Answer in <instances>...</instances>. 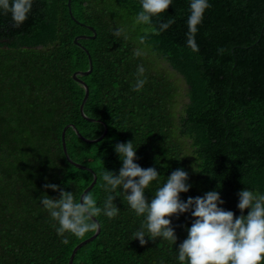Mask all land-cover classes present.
I'll use <instances>...</instances> for the list:
<instances>
[{
	"label": "trees",
	"instance_id": "obj_1",
	"mask_svg": "<svg viewBox=\"0 0 264 264\" xmlns=\"http://www.w3.org/2000/svg\"><path fill=\"white\" fill-rule=\"evenodd\" d=\"M67 2L33 0L19 27L0 10V264H68L73 247L94 231L83 238L65 233L69 243H62L42 204L60 191L44 185H59L80 200L95 174L87 193L102 208L110 194L103 173L118 175L122 167L118 143L132 141L134 162L157 169L158 180L145 189L149 201L177 169L188 173L191 185L180 193L182 201L215 190L225 202L219 206L239 217L241 190L264 195V0H208L195 52L187 44L191 0H172L151 25L136 23L141 0H70L75 19ZM169 18L175 22L167 30L151 32ZM87 26L95 37L78 41L93 68L78 77L89 87L84 113L99 121L81 115L84 88L73 78L89 66L87 52L74 43L77 35L93 34ZM118 28L127 39L113 35ZM154 59L181 76L184 91L155 69ZM140 65L146 83L134 91ZM68 124L90 139L104 125L107 133L86 142ZM63 130L69 157L83 167L67 159ZM116 191L118 215L95 217L100 232L72 264H182L178 248L195 219L191 212L168 217L176 243L146 235L141 245L133 234L145 217L130 208L122 188Z\"/></svg>",
	"mask_w": 264,
	"mask_h": 264
},
{
	"label": "clouds",
	"instance_id": "obj_2",
	"mask_svg": "<svg viewBox=\"0 0 264 264\" xmlns=\"http://www.w3.org/2000/svg\"><path fill=\"white\" fill-rule=\"evenodd\" d=\"M171 4L172 0H141L142 10L136 15V23L151 25L152 17L165 12ZM32 6L33 0H0V10L11 14L15 27L26 21ZM209 7L208 0H191L187 44L194 52L199 51L195 41L197 26ZM174 22V19L169 18L160 23L158 30L152 28L151 32L159 35ZM147 34L148 30H145V35L139 37V43H145ZM113 35L127 39L123 28L116 29ZM142 54L139 49L134 52L136 57ZM144 72V67L138 66L134 91H139L146 83V78H140ZM115 151L120 155L122 167L118 175L112 171L103 173L104 187L110 194L103 201L102 208L97 205V200L91 193L84 194L77 200L72 192L61 190L59 185H44L45 188L60 191L58 199L49 196L42 198L43 206L58 224V235L65 237V233H71L83 238L86 233L97 231L100 225L94 221V217L102 212L109 219L118 215L119 208L114 201L119 196L116 190L122 188L130 208L137 216L145 217L141 228L133 234L141 245L148 243L146 235L153 240L159 237L176 243L177 236L168 217L191 212L195 219L188 228V237L178 248V260L182 264H264V195L248 189L241 190L237 205L241 211L239 217L233 211L219 206L225 202L215 190L208 191L204 196L188 197L187 201H182L180 193L188 192L191 185L186 183L188 173L177 169L157 188L149 201L145 196V189L158 180L157 169H145L134 162L136 149L132 141L116 144ZM245 209H250L247 215L243 214ZM62 243H69L67 237Z\"/></svg>",
	"mask_w": 264,
	"mask_h": 264
},
{
	"label": "water",
	"instance_id": "obj_3",
	"mask_svg": "<svg viewBox=\"0 0 264 264\" xmlns=\"http://www.w3.org/2000/svg\"><path fill=\"white\" fill-rule=\"evenodd\" d=\"M67 4H68V6H69V12H70L72 18H74V16L72 15V13H71V11H70V0H68ZM74 19H75V18H74ZM87 28H88L89 30H91V31L93 32V34H92V35H77V36L74 38V43L77 44V45H79V46H81V47L83 48V50H84L85 52H87L89 66H88V69L85 70V71H75V72L73 73V78H74L77 82H79L80 84H82V86H83V88H84V96H83V98H82V100H81L80 107H79L80 112H81V115H82L84 118H86V119H88V120H90V121H99L98 119H94V118L88 117V116L84 113V104H85V102H86V100H87V98H88V95H89V87H88V85H87V83H86L85 81H83L80 77H78L79 75H87V74H89V73L91 72L92 68H93V63H92L91 55L89 54L88 50H87L83 45H81L80 42L78 41V39H81V38H89V37L94 38V37H95L96 32H95L94 27H92V26H87ZM68 126L72 127L73 130L76 132V134H77L80 138H82L84 141H86V142H97V141L101 140V139L105 136V134L107 133V127H106V125H104V130H103L102 134H101L100 136H98L97 138L90 139V138H86V137H84L83 135H81V134L79 133L78 129H77L73 124H68L66 127H68ZM62 147H63V151H64V153H65L67 159H68L71 163H73L74 165H76V166H78V167H83L81 164H79V163H77V162H74V161L69 157V155H68V153H67V148H66L65 140H64V130H63V132H62ZM95 181H96V175L94 174L92 182H91V183H90V184H89V185L83 190V192H82L81 195H80V198H81L84 194H86V193L92 188V186L94 185ZM81 202H82V201H81ZM93 219H94L95 222H97V223L100 225L99 221H98L95 217H94ZM100 228H101V226L99 227V229H98L97 231H94V233H93L91 236H89V237L83 239L82 241H80L78 244H76V245L73 247V249H72V251H71V254H70V256H69L68 264H72V262H73V258H74V256H75V253H76V251H77L81 246H83V245L86 244L87 242L93 240V239L99 234V232H100Z\"/></svg>",
	"mask_w": 264,
	"mask_h": 264
},
{
	"label": "rangeland",
	"instance_id": "obj_4",
	"mask_svg": "<svg viewBox=\"0 0 264 264\" xmlns=\"http://www.w3.org/2000/svg\"><path fill=\"white\" fill-rule=\"evenodd\" d=\"M155 60V69H157L158 71H164L165 73H168V76L175 82L179 85L180 87V90L184 91V88H185V83L183 81V79L181 78L180 75H178L177 73H175V71L170 67V65L162 60V59H154ZM184 100V98H183ZM178 107L177 109H180L183 104L182 102H178Z\"/></svg>",
	"mask_w": 264,
	"mask_h": 264
}]
</instances>
